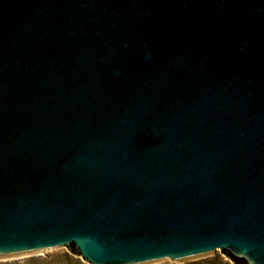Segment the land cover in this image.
Wrapping results in <instances>:
<instances>
[{"label": "water", "instance_id": "95a60500", "mask_svg": "<svg viewBox=\"0 0 264 264\" xmlns=\"http://www.w3.org/2000/svg\"><path fill=\"white\" fill-rule=\"evenodd\" d=\"M264 264V0H0V259Z\"/></svg>", "mask_w": 264, "mask_h": 264}, {"label": "rangeland", "instance_id": "374dc122", "mask_svg": "<svg viewBox=\"0 0 264 264\" xmlns=\"http://www.w3.org/2000/svg\"><path fill=\"white\" fill-rule=\"evenodd\" d=\"M229 260V261H228ZM0 264H91L79 255L70 252L66 247L46 250L42 253H33L25 256L0 259ZM148 264H232L227 255L219 250L212 254L193 258L188 261H174L163 259Z\"/></svg>", "mask_w": 264, "mask_h": 264}, {"label": "bare ground", "instance_id": "6f19581e", "mask_svg": "<svg viewBox=\"0 0 264 264\" xmlns=\"http://www.w3.org/2000/svg\"><path fill=\"white\" fill-rule=\"evenodd\" d=\"M229 261V260H228Z\"/></svg>", "mask_w": 264, "mask_h": 264}]
</instances>
